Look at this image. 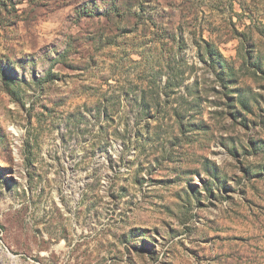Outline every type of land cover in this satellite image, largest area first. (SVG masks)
Masks as SVG:
<instances>
[{"label": "rangeland", "instance_id": "rangeland-1", "mask_svg": "<svg viewBox=\"0 0 264 264\" xmlns=\"http://www.w3.org/2000/svg\"><path fill=\"white\" fill-rule=\"evenodd\" d=\"M0 264H264V0H0Z\"/></svg>", "mask_w": 264, "mask_h": 264}, {"label": "trees", "instance_id": "trees-1", "mask_svg": "<svg viewBox=\"0 0 264 264\" xmlns=\"http://www.w3.org/2000/svg\"><path fill=\"white\" fill-rule=\"evenodd\" d=\"M242 105H243V103H242Z\"/></svg>", "mask_w": 264, "mask_h": 264}]
</instances>
